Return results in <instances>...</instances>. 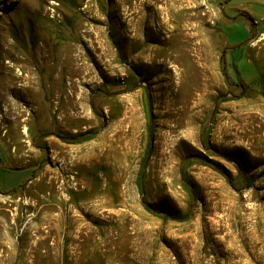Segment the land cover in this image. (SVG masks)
Wrapping results in <instances>:
<instances>
[{
    "label": "rangeland",
    "instance_id": "obj_1",
    "mask_svg": "<svg viewBox=\"0 0 264 264\" xmlns=\"http://www.w3.org/2000/svg\"><path fill=\"white\" fill-rule=\"evenodd\" d=\"M263 3L0 0V264H264Z\"/></svg>",
    "mask_w": 264,
    "mask_h": 264
},
{
    "label": "crops",
    "instance_id": "obj_2",
    "mask_svg": "<svg viewBox=\"0 0 264 264\" xmlns=\"http://www.w3.org/2000/svg\"><path fill=\"white\" fill-rule=\"evenodd\" d=\"M4 161L6 163H9L11 167L18 166V169H14V170L10 169L11 172L15 171L16 172L15 174L1 175L0 173V190L1 191L6 192L10 187L24 186L28 181L31 180L33 171L28 165H26V161L23 159L22 156H17V155L12 154V157L11 155H9L6 157V160ZM0 172H1V168H0ZM9 191H12V189Z\"/></svg>",
    "mask_w": 264,
    "mask_h": 264
},
{
    "label": "bare ground",
    "instance_id": "obj_3",
    "mask_svg": "<svg viewBox=\"0 0 264 264\" xmlns=\"http://www.w3.org/2000/svg\"><path fill=\"white\" fill-rule=\"evenodd\" d=\"M202 17V16H201ZM202 19V18H201ZM200 20V19H199ZM191 28V27H190ZM199 28V27H198ZM197 28V29H198ZM192 34V33H191ZM198 34V33H197ZM199 36V35H198ZM198 36H195L194 38H196V37H198ZM177 40V39H176ZM189 40V39H188ZM178 41V40H177ZM184 42H186V41H184ZM198 42V41H197ZM179 43H182L181 41L179 42ZM186 43H188V41L186 42ZM183 46V45H182ZM201 46V45H200ZM199 46V47H200ZM203 47V46H202ZM201 48V47H200ZM199 48V49H200ZM202 50V49H201ZM175 51V50H174ZM192 53V52H191ZM176 54V55H175ZM175 56L173 57V61L174 62H179V60L184 56V51H181V50H176L175 51ZM203 62V61H202ZM205 62V61H204ZM10 65V64H9ZM8 66V65H7ZM8 70V69H7ZM10 70V69H9ZM23 77V76H22ZM19 78H21V77H19ZM23 79V78H22ZM27 79V78H26ZM25 80V79H24ZM18 81V80H17ZM24 83V82H23ZM26 85V84H25ZM26 88V87H25ZM257 116V115H256ZM256 119V118H255ZM259 119V118H258ZM263 119V118H262ZM259 121V120H258ZM254 122V121H253ZM257 122V121H256ZM258 129H256V131H257ZM227 131V130H226ZM239 207V206H238ZM259 208V207H258ZM245 209V208H244ZM230 210V209H229ZM240 211V210H239ZM249 215V214H248ZM253 214H250L248 217L251 219V218H253V216H252ZM246 216V215H245ZM255 220V219H254ZM262 221V220H261ZM247 225V224H246ZM254 225V224H253ZM258 225V224H257ZM254 227V226H253ZM256 228V227H255ZM255 228H253V229H255ZM261 229V228H260ZM252 230V229H251ZM257 230V229H256ZM262 230V229H261ZM253 231V230H252ZM250 232V231H249ZM237 236V235H236ZM241 236V235H240ZM247 236H250V235H247ZM253 236V235H252ZM257 236V235H256ZM259 236V235H258ZM239 237V236H238ZM254 237V236H253ZM260 237V236H259ZM236 238V237H235ZM238 239V238H237ZM239 239H240V237H239ZM249 240H250V242L251 241H253L254 239L252 238V237H250V238H248ZM257 239H259V238H257ZM246 242V241H245ZM258 242H261V241H259L258 240ZM255 243V242H254ZM236 244V243H235ZM249 244V243H248ZM257 245V244H256ZM251 246V245H250ZM233 255V254H232ZM232 255H230V256H232ZM232 258V257H231Z\"/></svg>",
    "mask_w": 264,
    "mask_h": 264
},
{
    "label": "flooded vegetation",
    "instance_id": "obj_4",
    "mask_svg": "<svg viewBox=\"0 0 264 264\" xmlns=\"http://www.w3.org/2000/svg\"><path fill=\"white\" fill-rule=\"evenodd\" d=\"M262 6H263V10H264V3L262 4Z\"/></svg>",
    "mask_w": 264,
    "mask_h": 264
}]
</instances>
